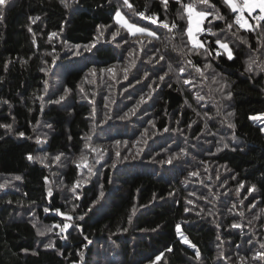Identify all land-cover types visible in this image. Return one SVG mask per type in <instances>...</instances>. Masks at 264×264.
Returning a JSON list of instances; mask_svg holds the SVG:
<instances>
[{"label":"trees","instance_id":"trees-1","mask_svg":"<svg viewBox=\"0 0 264 264\" xmlns=\"http://www.w3.org/2000/svg\"><path fill=\"white\" fill-rule=\"evenodd\" d=\"M139 1L129 0L135 12L152 15L154 8L159 20L175 21L177 28L169 33L135 15L123 0H71L68 8L60 0H10L4 7L0 125L12 128L0 127V183H7L0 189V264H264L254 259L264 250V123L251 119L264 113V64L246 71L250 57L264 61V28L240 29L223 0H210L215 8L198 5V10L224 17L204 21L217 33L204 42L212 55L201 49L200 55L186 56L173 48L187 42L181 3L168 0L165 8L161 0H143L141 8ZM118 7L159 39L120 28L114 19ZM29 17L39 19L32 23ZM241 36L248 44L237 39ZM216 39L230 44L233 59L223 49L216 55ZM160 55L165 60L156 63ZM188 59L212 68L201 76ZM133 60L125 79L123 69ZM169 64L174 70L160 81ZM114 66L115 77L102 71ZM180 67L186 71L180 73ZM186 79L192 84H184ZM221 83L228 85L223 93ZM228 91L232 96L224 99ZM229 112L235 114L225 120ZM81 153L92 174L80 166ZM63 222L73 227L37 234L36 228ZM234 223L242 227H231ZM177 225L196 245L199 259L182 242ZM49 243L54 247L46 248Z\"/></svg>","mask_w":264,"mask_h":264},{"label":"snow or ice","instance_id":"snow-or-ice-1","mask_svg":"<svg viewBox=\"0 0 264 264\" xmlns=\"http://www.w3.org/2000/svg\"><path fill=\"white\" fill-rule=\"evenodd\" d=\"M178 3H181L182 5V9L183 12L187 14V26L186 29H184V34L187 37V42L185 44V48L187 49V51H185V48H180V49H176V46L173 45L174 50H178L181 54L186 55V56H191V55H200V50L203 49L204 54L211 56L212 55V50L208 47L205 46V43L200 39V33H203L205 31L211 33L212 36H216L217 33L216 32H212V29L209 28H205L203 27L204 21L209 17L212 16V19H220L223 20L224 17L222 15L219 14V12L217 11L215 14H213L210 11H205V10H198V5H204V6H210L212 8H215V5H211L210 4V0H190L189 3H182V0H177ZM10 3V0H0V19H3V13H4V7L6 5H8ZM60 3L65 7L68 8L71 6V0H60ZM161 3L164 5L165 8H167L168 6V0H161ZM223 3L225 5H227L230 10L235 13V19H234V23L236 25L239 26L240 29H246L248 31H255L257 28H264V24H262V22H264V0H223ZM123 6L129 8L130 10H133L135 15H138L140 17H142L145 20H150L152 24H159L161 25L164 29H167L169 33H172V30L177 28V25L175 23V21L169 23L167 20H159L158 16L153 13L152 15H146L145 12H135L133 5L129 2V0H123ZM259 12L258 15H255L254 17H252V19H254L256 21V23L253 25L252 23H249V19L248 17H246L244 15L245 12L249 13V15H251L254 12ZM183 18V16H182ZM29 19L32 21V23H35L36 20L39 19V17H29ZM116 24L120 25V28L126 29L128 31L129 34H131L132 36H137V34H139L141 37H148L151 39H159L158 33L156 31H151L148 27H140L138 26L136 23H131L121 12L120 8L118 7L116 9L115 12V17H114ZM211 23V21H209V24ZM100 27L103 26H98V30ZM120 28H118L116 31H114L112 33L113 39H115V37L117 35H119L120 33ZM226 28L231 31L232 29V24L228 23L226 24ZM63 29H61L62 31ZM28 31L32 32V28L29 26L28 27ZM223 31V30H221ZM264 34V33H262ZM58 33L56 32H52L50 33L51 37H55L57 36ZM233 36H237L236 33H232ZM167 39L171 40L174 38V34L171 36L166 37ZM237 39H239L242 43L244 44H248V40L245 37H237ZM33 42H35V40H33ZM137 43H140L141 45L144 44V40L140 39L136 41ZM149 42H151V40H149ZM125 43H127V41H125ZM215 44L218 45L219 47L216 49V55L219 56L220 53V49H223L226 53H227V57L228 59H233V53H232V49L229 47V44L227 42H224L220 39H216L215 40ZM190 45V47L188 46ZM94 46V45H93ZM80 46L77 45L76 48H79ZM86 50L90 51L91 48H88L86 46ZM77 54H79L77 52ZM134 50L129 52L130 56H134ZM153 59H155L154 57H149V61H153ZM258 58H249L247 61V68L246 71H251L253 68V65H256L258 68H261V64H264V61H261L260 63L257 62ZM161 60H165V56L164 55H160L159 59H157L155 62L159 63V61ZM135 63V61L133 60L127 67H125L123 69L124 73H125V79H127V73L129 71V69L133 66V64ZM186 63L188 65H192L193 67L196 68V71L201 75L204 76V70L205 69H210L212 68L211 63H207L204 65V68L201 69L199 66L197 65H193V62L191 59H188L186 61ZM173 67L171 64L168 65V72H165L164 75L159 77L160 81H164L165 77L171 73L173 71ZM41 71H45V69H41ZM92 74L95 75L96 74V70L93 69L91 70ZM102 71H107L109 73L113 74V77H115V66L112 68H108L106 70H102ZM178 71L180 73H183L186 71V69L184 67H180L178 69ZM261 71H264V68H261ZM218 75V74H217ZM148 76V73H145V77ZM206 78V77H205ZM215 79V77L213 78ZM0 80H2V78H0ZM184 84H192V80L191 79H186L183 81ZM228 87V85L226 83H221L220 87H219V91L220 92H224V89ZM45 91H47V82L45 81ZM70 90L69 89H65V95L68 94ZM81 91H83V89H81ZM151 94H149L150 96ZM232 96L231 91H228L227 94L224 96V99H230ZM65 98V96H61L60 100H63ZM204 97L200 96L199 94H197V100H203ZM57 103H59L60 101H56ZM143 102V97H141V100L138 103ZM185 103H187V101H185ZM135 109L132 110V112L134 113ZM220 114V110L219 108L217 109V115ZM235 113L234 112H229L227 113V115L225 116V120L228 119V117L233 116ZM93 115H95V110H93ZM205 115H207V113H205ZM127 114H125V117H121V119L126 118ZM251 119L253 120H264V114H262L261 116H253L251 117ZM224 121H222L223 123ZM207 126V125H206ZM0 127H5L9 130H11L12 126L11 125H0ZM48 127H51V125H48ZM229 127L231 128H235V124L229 123ZM168 129H165V131H167ZM261 131H264V128H261ZM18 135L20 136H24L23 132L18 133ZM235 137H233L234 139ZM86 139H91L90 136L86 137ZM223 140V137L221 138ZM37 142L39 141V138H37ZM225 148L228 147V144L225 143L223 145ZM95 150V149H94ZM220 148H217V151H220ZM185 150L181 149V152L183 153ZM62 155V154H61ZM61 155H57L54 159L56 161H59L61 158ZM29 160L33 159V156L31 154L28 155L27 157ZM175 158V157H173ZM35 159H38L40 161V163H44L45 158L42 157H35ZM80 160H81V165L83 167H88V172L89 174H92V168L89 167L86 163L87 161V157L81 153L80 156ZM168 163H171V158L167 161ZM115 166V165H113ZM190 175H197L196 172H192L190 173ZM16 180H20L21 177L20 176H16L15 177ZM45 181L47 182V177H45ZM87 180L85 179L84 181H80L77 180L74 184V186L70 189V191H72L73 193H75L76 189L79 188L81 186L82 183H86ZM7 186V183H0V189H3ZM244 185L243 183H241L239 185V188H243ZM255 190V185L249 187L247 189L248 192H253ZM52 194V190L51 188L48 189V195L51 196ZM100 196H103V192L100 193ZM76 198H79L78 196ZM97 201H93V204H95ZM188 203H192L191 200L188 201ZM255 205H251V207H254ZM233 208H235V205H233ZM45 212H48L49 209L45 208L44 209ZM57 212H59V209H56ZM185 211H189V209L185 208ZM231 211V209H230ZM136 212V208L133 207L132 209V214L134 215ZM261 212L264 213V209H261ZM211 215V213H209ZM60 215L65 216L66 217V221H71L73 219V217L70 214L67 213H60ZM241 216H243V212L240 213ZM80 219H83V217H80ZM128 221L129 223H131L132 221V215H129L128 217ZM33 227H36V225L34 224ZM70 227H73L72 224L68 223V222H63L62 224H56L53 226H45L43 229L41 228H36L37 234L40 236L45 235L46 232H51L53 231V228H58L60 233H65ZM77 228H79V225H76ZM231 227L234 228H241L242 225L239 223H234L233 225H231ZM126 231V229H125ZM177 232L180 233L181 235V240L183 243L188 244L190 247L196 249V245L192 244L190 240H188V238L186 236H184L181 232H180V225H177ZM65 239L67 238L66 236L64 237ZM219 239V237H217ZM249 243H251V241H249ZM46 248L48 247H54L53 244L49 243L45 245ZM261 249H264V243H262L260 245ZM167 251H171V249H167ZM161 255H163V253H161ZM220 255L222 256L223 253L221 252ZM200 258V253L199 250L196 249V259ZM160 256L156 257V260H159ZM241 261L243 262V260L245 259V257H240ZM254 259H262L264 260V250L262 251H257L255 253ZM153 264H155V262H153Z\"/></svg>","mask_w":264,"mask_h":264},{"label":"built area","instance_id":"built-area-1","mask_svg":"<svg viewBox=\"0 0 264 264\" xmlns=\"http://www.w3.org/2000/svg\"><path fill=\"white\" fill-rule=\"evenodd\" d=\"M258 14H259V12L257 11V12H255L253 15H251L250 18H252V17H254L255 15H258ZM235 15H236V14H235ZM244 15H245L246 17L249 18L248 15H246V14H244ZM234 19H235V16H234ZM262 23L264 24V22H262ZM237 26H238V25H237ZM203 27H205L206 29L209 28L208 26H203ZM199 35H200V39H201L203 42H210V41L212 40L211 33L207 32V31H205V32H203V33H200Z\"/></svg>","mask_w":264,"mask_h":264},{"label":"rangeland","instance_id":"rangeland-1","mask_svg":"<svg viewBox=\"0 0 264 264\" xmlns=\"http://www.w3.org/2000/svg\"><path fill=\"white\" fill-rule=\"evenodd\" d=\"M139 3H140V4H139L140 7L143 8V7H144V5H143V0H140ZM155 7H156V6H155ZM157 8H159V7H157ZM155 10H156V9L152 8V12H151V13H156ZM123 15H124V14H123ZM124 16H125V15H124ZM125 17H126V16H125ZM130 22H131V21H130ZM131 23H133V22H131ZM222 41L226 42L225 40H222ZM227 43H228V42H227ZM228 44H229V43H228ZM229 47L231 48L230 44H229ZM231 49H232V48H231ZM232 53H233V51H232ZM262 114H264V113H261V114L255 115V116H261ZM258 121L261 122L260 120H258ZM262 122L264 123V120H263ZM263 126H264V125H263ZM93 172H94V171H93Z\"/></svg>","mask_w":264,"mask_h":264},{"label":"crops","instance_id":"crops-1","mask_svg":"<svg viewBox=\"0 0 264 264\" xmlns=\"http://www.w3.org/2000/svg\"><path fill=\"white\" fill-rule=\"evenodd\" d=\"M257 11H258V10H257ZM254 13H255V12H254ZM254 13H252L251 15H253ZM244 14H246V15L249 16V18H248V19H249V23H252V18H250L251 15H249V13H247V12H245ZM203 26H204V24H203Z\"/></svg>","mask_w":264,"mask_h":264}]
</instances>
